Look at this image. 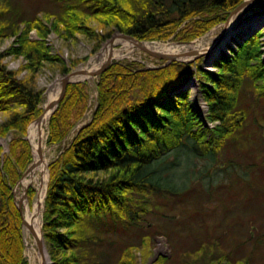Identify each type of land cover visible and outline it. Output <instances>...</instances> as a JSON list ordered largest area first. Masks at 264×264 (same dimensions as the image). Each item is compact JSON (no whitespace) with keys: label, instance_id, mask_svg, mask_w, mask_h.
I'll use <instances>...</instances> for the list:
<instances>
[{"label":"trees","instance_id":"trees-1","mask_svg":"<svg viewBox=\"0 0 264 264\" xmlns=\"http://www.w3.org/2000/svg\"><path fill=\"white\" fill-rule=\"evenodd\" d=\"M57 1L62 13L43 10L40 16L35 13L30 18L12 10L10 0L0 2V42L15 37L11 46L0 52V136L12 134L8 155H1L0 146V264H28L12 188L32 161L29 143L23 137L28 124L39 116L44 100L37 77L45 65L65 75L78 63L76 59L67 63L52 54L45 37L54 32L71 41L80 34L93 42L94 51L115 31L142 41L188 42L222 23L242 2ZM90 22L101 31L90 27ZM32 29L38 36L35 39L29 35ZM258 38L256 30L230 50V55L218 56L213 63L215 72L201 67L194 72L190 63L179 61L141 69L134 61L113 60L97 76L92 117L48 164L42 231L53 264H137L138 247L152 239L156 227L150 217L156 216L163 200L189 190L190 177L185 179V171L182 176L177 173L181 151L188 152L191 159L215 164L227 145L242 142L252 150L247 137H258L241 133L248 126L256 127L254 123L260 127L256 116L250 121L248 116L252 103L264 102V63ZM8 54L25 58L24 75H19L21 69L7 67L4 58ZM196 74L203 77L200 92L208 105L206 122L190 105L189 91L175 88L182 78ZM250 89L255 95L253 102L245 100ZM86 90V81L66 86L49 117L47 145L59 144L69 135L86 107ZM250 181L244 183L251 186ZM34 193L28 189L29 200ZM252 230L239 244L253 241ZM263 244L258 237L252 245ZM216 246L211 238L185 255H194L193 261L200 264L255 261L252 250L245 259L232 261ZM170 260L159 255L153 264H178Z\"/></svg>","mask_w":264,"mask_h":264},{"label":"rangeland","instance_id":"rangeland-1","mask_svg":"<svg viewBox=\"0 0 264 264\" xmlns=\"http://www.w3.org/2000/svg\"><path fill=\"white\" fill-rule=\"evenodd\" d=\"M10 1V8L24 18H30L35 13L40 16L43 10L52 11L55 15H58L59 13H62L63 8L61 3L57 0ZM72 1L75 0H71L69 2ZM0 2L2 3V0H0ZM253 10L260 11L256 16L254 14L250 18L255 16L254 18L258 19L257 21H259L260 24L262 23V26H260L257 31L259 30V46L261 42L264 53V0L255 1L245 12H241L240 14L242 15L240 19L243 18L247 20L249 16L246 14ZM89 25L90 27H94L96 31H101V27L96 25L94 22H90ZM222 29V24L216 25L205 33L204 36H201L204 37L202 39L203 46L205 45L206 47H211L212 49L214 46L212 45L214 38L219 35ZM115 33L119 32L115 31L112 33L107 40L100 44V47H98L96 51L92 50L93 42L80 34H78L76 39L66 41L54 32H50L45 37V41L50 49V52L61 56L67 63H70L69 61L75 59L77 60V65L72 67L69 71L72 72L80 66H87L91 61V58L100 53L104 44ZM29 35L32 39L38 37L34 29L29 32ZM14 39V36L6 37V39L0 42V48L6 49L10 43H13ZM155 42L168 43L176 41L168 39L166 41ZM116 47H119V45ZM227 51L230 53L228 48ZM224 55L229 54L224 53ZM208 57L209 55L204 53L194 59L195 61H189L190 69L195 72V67L199 64L206 69L214 68L213 63L216 60V56L212 57L210 61ZM110 59L111 62L113 60L120 62L134 61L141 69H144L145 65L151 64L157 66L163 64L164 62L163 60H157L156 58L149 56L145 53V51L136 46L123 51L120 57L111 56ZM205 59L208 60L205 61ZM98 62L100 64L102 60ZM18 65V60H13L7 57L8 68H16ZM48 69L49 67L47 65L43 67L42 71L39 73L37 84L38 88L44 89V99L45 91L48 85L55 82L57 79H62L64 77V75L58 72L55 73L53 70ZM19 75H24V73H20ZM196 76L198 77L199 74H196ZM96 80L97 76H94L92 79L85 80L87 83L86 91L88 93L86 107L82 112V116L70 130L69 135L61 143L52 145L46 144L49 119L45 124L43 131L44 144L42 149V158L46 164V169L45 171L38 169L33 173L42 185L48 184V164L56 158L64 147V144L73 136L74 132L83 124L87 123L92 117V113L97 104ZM189 84L192 99L196 104H198L200 109L202 107L204 115L206 106L202 101L203 99L199 91V82L195 81V83ZM251 91L252 89L247 92L245 96L246 101H254L253 98L255 95ZM41 105L40 108L42 112ZM251 108V111L248 113L249 121L251 118L256 116L260 127L254 123L256 127L248 126L245 133L241 134H254L258 137L256 139H251L252 135L247 137V141L251 144L252 150L242 142L235 145H227L219 152V159L215 164L204 159H191L188 152L184 153L181 151V155H179L181 162L177 168V173L179 176H182L181 174L185 171L187 174L186 178H184L187 179L190 177L187 184L189 190L187 189L181 195L169 197L168 199L163 200L161 206L159 205L157 208L158 211L156 212V216L153 218L150 217L149 220H152L156 227L152 228V239H148L146 244L138 247V250L136 251L137 264H153L154 260L159 255H167L171 259L170 262L175 259L178 264H200L193 261L195 259L194 255L187 257L185 254L193 253L195 250L199 249L201 244L205 242L207 243V240H211V238L215 240V246L217 244L216 247L218 249L229 254L232 261L245 259L248 256V252L251 250L254 251L255 254V261H253L252 264H260L259 260H264V244L259 247L252 245L258 237H261V240L264 241V236L262 235L264 234V163H261L264 161V147H262L264 144V141H262L264 140V102H260L257 106H255V103H252ZM1 119L2 117L0 115V121ZM31 123L32 121L28 124V126ZM27 129L26 134L23 137L24 139H26ZM11 139V133L6 136H0V146L2 148L1 155L9 154V142ZM29 146L32 156V161L29 163L30 165L34 161V155L32 153L30 143ZM247 166L250 168L247 169ZM249 181L253 182L251 186L244 183ZM16 185L17 183L13 186L12 193L14 194L13 199L17 207V203L15 201L16 196L18 198H22L25 192L24 189L19 186L17 190L18 194L16 195ZM37 186L38 182L27 185L26 197L24 199H27L26 203L29 206L32 205V202L35 199L38 190ZM29 188H32L35 191L30 200L27 197ZM244 191L245 193H250L251 195H244ZM42 211L43 204L41 206V212ZM252 228L253 241L246 244H239L240 240L244 237H248V231ZM156 231L158 232L156 233ZM161 232H163V234H161ZM222 234H225V237ZM206 236H211V238L207 239ZM26 260L27 262L29 261L28 256H26ZM29 263L30 262H28V264Z\"/></svg>","mask_w":264,"mask_h":264},{"label":"bare ground","instance_id":"bare-ground-1","mask_svg":"<svg viewBox=\"0 0 264 264\" xmlns=\"http://www.w3.org/2000/svg\"><path fill=\"white\" fill-rule=\"evenodd\" d=\"M246 1L251 2V0H246ZM256 1H258V0H256ZM251 5L252 4L249 3L247 9ZM245 10H243V11L245 12ZM243 11H241V12H243ZM241 12L236 13V15L229 20L227 25H225V21H226L228 16L226 17V19L222 23L217 24V25L222 24L223 29L220 31L219 35L216 38H214V42L212 44L214 46L212 47V49H211V47H206L205 45L203 46L202 39L204 37H201V36H204L205 34H203L199 37H196L193 40H190L188 42L176 41V42L164 43V42H155L156 40H154V41L139 40L142 42L139 45H141L143 48H145L148 51H151V52H154V53H157L160 55L175 56V57L184 59L186 61H188V60L195 61L194 59H196L199 56V55L198 56L189 55V56L184 57V58L179 57L181 55V53L189 52V51L196 52L195 54L200 53V55L207 53V55H209V57H208L209 61L212 57L216 56V59H217L218 56L224 55V53H226V54L228 53L230 55V53L227 51V48L229 50L235 49V47L238 43L242 42L247 36H249L254 31H256L260 26H262V23L260 24L259 21H255L256 18L250 19L251 12H249L247 14L245 13L247 16H249L247 20H245L243 18L240 19L241 15H242V14H240ZM121 34H123V33H120V32L115 33L104 44L100 53H98L96 56L91 58V61L88 63L87 66H80L79 68L72 71V72H76V71H82L83 72V71H85V74L74 75L71 79L72 80L92 79L94 76H92L91 73L94 72L96 69H98L100 64L103 63L106 59L110 58L111 56L120 57L122 55L123 51L129 50L133 46H137V44L135 42L123 38L121 36ZM125 35H128V34H125ZM118 45H119V47H116ZM10 46H11V43L9 44V46L6 49L0 48V52H5ZM259 51H260V60L262 61V63H264V53H263V48L261 46V42H260V46H259ZM146 54H148V53H146ZM149 56H151V55H149ZM7 57H9L10 59H13V60H18V62H19V65L16 68H11V69H13V70H20L21 69L20 73H25V71L22 70V68H21L26 63V60L24 57H22V56L13 57L12 55L8 54L4 58V61L6 59V61H5L6 63H7ZM153 58H155V57H153ZM156 59L162 60V59H158V58H156ZM100 60H102V62L99 64L98 61H100ZM207 60L205 59V61H207ZM163 61H164L163 64H160L157 66L151 65V64L145 65V68H157L160 66H164L166 64H165V60H163ZM172 62H174V61H172ZM179 62H183V61H179ZM169 63H171V62H169ZM184 63H189V61L184 62ZM201 66L202 65L199 64L197 67H201ZM201 68H202V70H206V71H210V72L216 71L215 68L206 69L205 67L203 68V66ZM68 73H70V72H68ZM68 73H66V74H68ZM38 77H39V75H38ZM38 77H37V84H38ZM197 78H199V79H197ZM195 81L199 82L198 85H199V91H200V85H201V82L203 81V77L200 75L198 77L195 76V77H190V78H187V77L182 78L179 81V83L176 85L175 88L179 89V90L187 89L189 91L188 100H189L190 105H192L199 112L200 119L202 121H204V122L209 121L207 119L208 105H207L206 101H204V99L202 98L203 99L202 101H203L204 105L206 106L205 107L206 111H205V114L203 115L202 107L200 109L198 104H196L192 99V93H191V90L189 87V85H190L189 83L193 84V83H195ZM65 90H66V88H65ZM60 92H61V79H57L55 82H52L51 84L48 85V87L45 91V99L43 100L42 105H41L42 112H41L39 118L37 120L33 121L28 126L27 138L31 144L32 153L34 155V161H33L34 167H33L32 172H30L28 175L24 176L23 179L19 182V184L15 188V193L17 195L18 194L17 190H18L19 186L23 188L27 185L34 183V182H36V183L38 182L37 194H36L35 199L33 200L31 206H29L26 203V200L23 197L18 198L16 196V201L20 202V206L22 208L23 223H22L21 232L23 235V246L25 248V253H24V250H23V253H24L25 257L26 256L29 257V261H28V262H30L29 264H53V262L51 261V259L49 257L46 245L44 243L45 242L44 238L42 239L43 231H42L41 217L43 215V211L41 212V206L43 204V210H44L43 199H44L45 184L42 185V183H39L37 177L35 175H33V173L38 169H40L41 171H45V169H46V164L42 158V156H43L42 149H43V144H44L43 143V137H44L43 131H44V126L47 123L48 117H49L50 112L52 110V107L49 108L48 104L51 101H54L59 96ZM64 94H65V92H64ZM201 97H202V95H201ZM207 123L209 126L213 125V123H210V122H207ZM67 143L68 142H66L64 144V146ZM39 152H42L41 157L39 156ZM38 243H42L41 250L38 248Z\"/></svg>","mask_w":264,"mask_h":264},{"label":"water","instance_id":"water-1","mask_svg":"<svg viewBox=\"0 0 264 264\" xmlns=\"http://www.w3.org/2000/svg\"><path fill=\"white\" fill-rule=\"evenodd\" d=\"M256 0H251V2H247L246 0H243L239 5H237L228 15L226 21H225V25L228 24L229 20L231 18H233L236 13H239L243 10H247V7L249 5V3L253 4ZM121 36L125 39H128L130 41H133L137 44L136 47L142 49L143 51H145L146 53H148L149 55H151L152 57H155V58H158V59H162V60H165V64H168L169 62H172V61H183V62H188V61H191V60H184V59H181V58H178V57H175V56H166V55H160V54H157V53H154V52H151V51H148L146 50L145 48H143L141 45H139L140 43H142L141 41L137 40L136 38L130 36V35H125V34H121ZM196 52H192V51H189V52H184V53H181V55L179 57H187L189 55H192V56H198L200 55L199 54H195ZM111 62V59L108 58L106 59L100 66L98 69H96L94 72L91 73L92 76H98L103 70H105V68L110 64ZM80 74H85V71H76V72H70L66 75H64V77L61 79V92L59 94V96L54 100V101H51L49 104H48V107L51 108L52 107V110L50 112V115L52 114V112L55 110V108L57 107L59 101L62 99L63 95H64V92H65V88H66V85L70 82H77V81H82V80H72L71 78L74 76V75H80ZM85 80V79H83ZM49 115V117H50ZM40 116V115H39ZM39 116L35 119L37 120L39 118ZM48 117V119H49ZM33 120V121H35ZM32 121V122H33ZM26 139L28 140L27 138V135H26ZM29 141V140H28ZM30 143V142H29ZM31 145V144H30ZM39 156L41 157L42 156V152H39ZM33 167H34V163L32 162L28 167L27 169L24 171L22 177L17 181V185L19 184V182L23 179L24 176L28 175L30 172H32L33 170ZM16 185V186H17ZM46 187L47 185H45V190H44V196H45V193H46ZM24 189V194H23V198L26 197V189H27V186L23 187ZM27 200V199H26ZM16 201V199H15ZM17 207H18V210L21 214V219H22V223H23V218H22V208L20 206V202H17ZM22 226V224H21ZM43 239V237H42ZM38 248L41 250L42 248V243H38Z\"/></svg>","mask_w":264,"mask_h":264}]
</instances>
